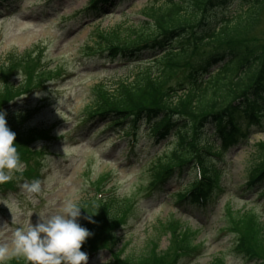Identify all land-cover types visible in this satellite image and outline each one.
Masks as SVG:
<instances>
[{
	"label": "rangeland",
	"instance_id": "1",
	"mask_svg": "<svg viewBox=\"0 0 264 264\" xmlns=\"http://www.w3.org/2000/svg\"><path fill=\"white\" fill-rule=\"evenodd\" d=\"M47 1L10 0L0 7L3 10L0 12V65L9 52L18 56L38 49L33 56L37 57L44 51L41 59L44 66L54 71L61 68L62 74L70 75L58 79V86L54 88L31 94L25 100L26 105L20 98L11 103L19 105L20 101L22 107L34 110L26 127L42 125L45 129L31 145L42 150V155L39 153L42 185L41 193L33 194L34 198L30 199L21 188L29 179H20L22 174H15L12 180H16V188L0 191V244L10 246L15 229L29 219L35 223L36 213L41 210L54 213L63 207L67 199L78 204L95 197L114 195L119 201L128 200L127 221L119 232L121 240L111 251L91 258L88 264H115V254L124 264H156V260L159 264H166L176 250L180 255L173 264H259L253 257L248 258L236 249L238 235L229 231H235L234 226L244 230L253 213L259 218L257 226L259 222L264 223V201H255L258 198L256 194L264 189V183L254 187L250 195L244 190L252 164L257 159L254 156L255 144L264 141V127L252 126L254 132L249 134L246 142L231 147L225 154V161L220 162V166L224 165L220 175L223 191L219 190L209 206L205 209L196 207L194 215L180 209L169 195L180 189L181 184L187 185L191 178L189 174L193 172L180 180L173 178L165 185L146 189L153 179L151 160L165 150L169 152L173 143L156 147L153 140L140 136L134 151L137 156L132 155L130 159V152L122 150L127 148L126 142H118L117 135L101 121L82 122L85 109L95 101L96 87L127 79L132 67L84 70L78 53L93 43L98 34L109 36L104 30L117 24H120L117 27L121 30L127 25L141 26L140 22L145 18L140 13L152 1L116 0L113 6L102 10L104 17L94 23L86 11L92 0ZM236 1L231 0L230 16L236 12ZM122 8L126 9L123 13L119 12ZM254 27V33L262 36L264 13ZM122 36L128 37L125 32ZM102 62L104 60L101 65ZM72 73H76L75 76H71ZM22 75L18 72L12 77V82L17 85ZM41 81L42 78H39L38 82ZM110 90L113 91V88ZM22 107H14L11 111L19 112ZM46 137L48 142L42 140ZM260 185L263 187L260 188ZM79 207L82 208L81 216L77 219L79 223H84L87 205ZM1 213L8 215L9 222L3 219ZM233 219H243V222L238 224ZM173 220H177L175 224ZM169 221L173 222V227L166 225ZM178 231L184 233L183 238ZM187 234H191L189 241L185 238ZM184 238L186 243L182 242ZM184 244H191L193 248L187 250V254L184 250L188 246ZM25 263L28 262L25 260Z\"/></svg>",
	"mask_w": 264,
	"mask_h": 264
},
{
	"label": "trees",
	"instance_id": "2",
	"mask_svg": "<svg viewBox=\"0 0 264 264\" xmlns=\"http://www.w3.org/2000/svg\"><path fill=\"white\" fill-rule=\"evenodd\" d=\"M151 1L140 13L145 18L141 26L127 25L121 30L117 24L104 30L109 36L98 34L84 50L86 54L105 50L101 54L107 52L112 61L142 57L151 62L132 68L127 79L111 85L99 84L95 101L85 109L82 120L98 117L122 137L131 136L138 141L140 136H146L156 147L168 137L164 145L173 143V147L151 160L153 179L146 189L160 177L177 174L180 178L193 172L189 174V185L176 194L177 200L180 205L189 202L204 207L221 188L224 165L220 166L219 162L242 139L237 133L242 130V124L248 120L260 124L264 117V33L259 36L252 29L264 13V0H235L236 12L232 16L231 0ZM146 53L149 55L143 56ZM29 55L28 52L18 56L12 52L6 54L0 67V75L5 78L0 86V101L7 102L17 90L13 84H7L6 75L16 70L26 71L19 85L21 89L30 87L36 76H46L43 71L34 74ZM28 112L9 111L5 116L7 126L16 134L14 143L25 163L36 156L32 142L45 132L42 125L25 126L23 120ZM254 148L257 159L248 176L250 183L264 178V141H258ZM216 167L219 168L215 170ZM127 202L110 195L102 201L92 198L77 204L87 205L85 212L94 221L90 223L86 219L80 223L92 233L81 251L88 253L101 246L110 245V249L117 246L121 238L112 230L126 222ZM258 219L253 213L244 230L236 226L233 229L239 238L237 247L245 255L261 260L264 259V223L257 226ZM176 221L173 220L174 224ZM233 221L241 224L243 219ZM173 222L166 225L173 227ZM191 234L185 235L187 241ZM179 236L183 238L184 233ZM185 238L182 242L186 243ZM115 255V264H124ZM7 264L28 263L17 257Z\"/></svg>",
	"mask_w": 264,
	"mask_h": 264
},
{
	"label": "clouds",
	"instance_id": "3",
	"mask_svg": "<svg viewBox=\"0 0 264 264\" xmlns=\"http://www.w3.org/2000/svg\"><path fill=\"white\" fill-rule=\"evenodd\" d=\"M5 115L0 110V184L22 174L24 169L14 143L16 134L7 126ZM21 188L32 199L33 194L41 193V180L25 182ZM81 209L67 199L57 212L44 209L36 213L35 223L29 219L15 229L10 246L0 244V264L17 257H23L28 264H87L88 254L81 251V246L92 233L78 222ZM85 219L94 222L91 215Z\"/></svg>",
	"mask_w": 264,
	"mask_h": 264
},
{
	"label": "bare ground",
	"instance_id": "4",
	"mask_svg": "<svg viewBox=\"0 0 264 264\" xmlns=\"http://www.w3.org/2000/svg\"><path fill=\"white\" fill-rule=\"evenodd\" d=\"M238 135L243 139L245 136L249 135L251 132L250 130H241L237 132ZM240 139V140H242Z\"/></svg>",
	"mask_w": 264,
	"mask_h": 264
}]
</instances>
